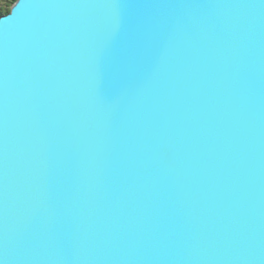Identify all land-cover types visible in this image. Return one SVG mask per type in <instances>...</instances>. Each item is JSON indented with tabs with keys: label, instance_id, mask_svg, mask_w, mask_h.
<instances>
[{
	"label": "water",
	"instance_id": "1",
	"mask_svg": "<svg viewBox=\"0 0 264 264\" xmlns=\"http://www.w3.org/2000/svg\"><path fill=\"white\" fill-rule=\"evenodd\" d=\"M0 261L264 264V0H15Z\"/></svg>",
	"mask_w": 264,
	"mask_h": 264
},
{
	"label": "trees",
	"instance_id": "2",
	"mask_svg": "<svg viewBox=\"0 0 264 264\" xmlns=\"http://www.w3.org/2000/svg\"><path fill=\"white\" fill-rule=\"evenodd\" d=\"M14 2L15 0H0V15L8 13Z\"/></svg>",
	"mask_w": 264,
	"mask_h": 264
},
{
	"label": "snow or ice",
	"instance_id": "3",
	"mask_svg": "<svg viewBox=\"0 0 264 264\" xmlns=\"http://www.w3.org/2000/svg\"><path fill=\"white\" fill-rule=\"evenodd\" d=\"M0 264H3V261H0Z\"/></svg>",
	"mask_w": 264,
	"mask_h": 264
}]
</instances>
